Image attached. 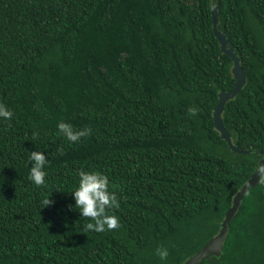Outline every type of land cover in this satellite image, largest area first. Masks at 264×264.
<instances>
[{"label":"trees","instance_id":"obj_1","mask_svg":"<svg viewBox=\"0 0 264 264\" xmlns=\"http://www.w3.org/2000/svg\"><path fill=\"white\" fill-rule=\"evenodd\" d=\"M216 5L247 73L223 122L247 154L214 125L236 82ZM0 102L13 111L0 118V264H183L264 158V0H0ZM61 120L91 133L70 144ZM33 150L49 160L39 186ZM81 168L109 177L118 229L84 232L69 207ZM201 264H264V176Z\"/></svg>","mask_w":264,"mask_h":264},{"label":"clouds","instance_id":"obj_2","mask_svg":"<svg viewBox=\"0 0 264 264\" xmlns=\"http://www.w3.org/2000/svg\"><path fill=\"white\" fill-rule=\"evenodd\" d=\"M197 109L189 107V114H195ZM13 111L4 103L0 102V118L11 120ZM58 134L63 136L70 144L79 142L82 137L91 133L90 128H75L70 122L63 120L57 123ZM28 159L31 163L29 178L35 185L46 183L47 171L45 165L49 163L44 151H30ZM74 204L70 208L77 210L80 217L89 218L83 225L84 232L94 231L96 233L106 230L118 229L120 227L119 217L110 214L113 209L120 207L117 193L112 190L109 177L99 170H86L81 168L78 172V183L71 191ZM45 206L52 203L48 199ZM156 254L161 260L167 258L168 249L157 247Z\"/></svg>","mask_w":264,"mask_h":264},{"label":"water","instance_id":"obj_3","mask_svg":"<svg viewBox=\"0 0 264 264\" xmlns=\"http://www.w3.org/2000/svg\"><path fill=\"white\" fill-rule=\"evenodd\" d=\"M218 7L216 5L212 11L213 17V30L220 43L221 51L223 54L229 56L233 61L232 73L236 80L235 86L232 91H222L219 93V102L215 107L213 118L214 125L216 130L220 133L221 138L225 140L229 148L239 154H247L249 151L244 149H239L233 143L232 136L228 132L227 128L223 122V112L225 110L226 104L236 98L240 93L242 88L247 83V73L243 69L240 58L235 54V51L232 47L229 46V41L225 34L218 29L219 17H218ZM264 153V152H262ZM264 176V158L260 161L259 170L252 174L249 180L242 186L240 191L234 196L233 203L226 216L222 222L221 230L218 235L213 237L201 250L196 254L188 258L183 264H201L204 260L209 259L210 257H220L223 253V245L226 241L228 234V226L231 220L234 218L238 212L241 203L245 195L254 187L258 186L261 183V180Z\"/></svg>","mask_w":264,"mask_h":264}]
</instances>
